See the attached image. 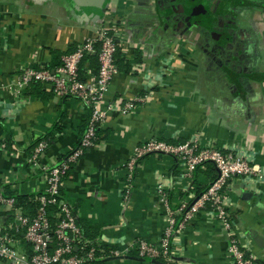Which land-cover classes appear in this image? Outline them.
I'll return each mask as SVG.
<instances>
[{"label":"crops","instance_id":"obj_1","mask_svg":"<svg viewBox=\"0 0 264 264\" xmlns=\"http://www.w3.org/2000/svg\"><path fill=\"white\" fill-rule=\"evenodd\" d=\"M80 1L0 0V141L9 133L14 140L12 149H0V184L18 194L44 193L42 167L75 148L88 115L74 96L53 92L43 99L27 93L18 85L21 70L58 67L73 46L95 39L104 23L116 22L122 54L132 67L114 76L106 100L115 105L100 125L106 137L76 162L63 181L62 198L80 220L99 227L96 244L126 256H108L103 264H158L135 245L141 238L153 243L161 238L168 216L160 191L177 208L194 201L217 171L204 164L191 175L175 156L153 153L140 159L129 181L133 148L161 138L232 150L262 169L260 177L230 179L225 207L241 246L264 263V0H240L233 11L217 5L218 14L234 17L226 32L173 22L171 0H109L104 12V0L97 8ZM127 101L134 107L123 113ZM51 130L54 141L37 164L29 163L31 146ZM15 219L14 207L0 204V234ZM228 244L210 208L175 236L172 251L180 264H233ZM0 264L20 263L0 259Z\"/></svg>","mask_w":264,"mask_h":264},{"label":"built area","instance_id":"obj_2","mask_svg":"<svg viewBox=\"0 0 264 264\" xmlns=\"http://www.w3.org/2000/svg\"><path fill=\"white\" fill-rule=\"evenodd\" d=\"M116 22L104 23L95 39H88L79 43L76 50L64 54L62 64L52 69L49 67H24L21 70L18 85L28 87L33 81H40L50 85L54 94L59 97L74 96L92 109L89 126L81 139L80 146L74 148L65 161L44 165L42 170L46 177L47 189L39 197L40 207L35 217L23 215L19 208L14 207L15 198L6 197L0 193V204L10 205L15 209L16 222L10 226L14 233L0 234V259L15 261L20 264H86L88 260L96 259V247L93 241L87 239L78 221V215L71 205L62 198L60 185L71 163H76L84 154L85 149L96 146V130L104 121L107 112L115 103L106 100L114 76L119 72L115 54L119 39ZM98 45V50L96 46ZM98 52L100 63L96 75L90 71L83 79L79 65L86 53ZM134 107L132 101H127L121 107L123 113H128ZM3 145L0 144V149ZM48 142L41 140L28 158L29 163L37 164ZM153 153H168L175 156L186 167L189 174L207 162H213L218 170L217 178L209 187L199 194L194 201L182 202L173 208L169 193L160 191V202L167 211V225L163 229L160 240L153 243L144 238L137 241L135 247L138 253L146 258L159 259L172 264H180L174 257L172 244L175 236L201 211L207 207L216 211L220 222L228 235V251L233 264H262L251 252L241 246L235 234L230 214L225 207V198L229 188V181L235 176H262V169L249 159L232 150H224L216 146H201L197 140L171 142L161 138H152L133 148L127 162L129 181L133 178L137 163L146 155ZM128 188L126 198L130 196ZM58 205L59 213L56 223H52L48 215V206ZM182 219L178 221L177 216ZM23 229V230H22ZM23 231L24 242L18 238V232ZM16 243L24 247L19 251ZM80 246L83 253H77ZM89 246V249H85ZM113 256H120V250L112 251Z\"/></svg>","mask_w":264,"mask_h":264},{"label":"trees","instance_id":"obj_3","mask_svg":"<svg viewBox=\"0 0 264 264\" xmlns=\"http://www.w3.org/2000/svg\"><path fill=\"white\" fill-rule=\"evenodd\" d=\"M78 44L79 43H77L75 46H73L71 48V50L67 53H71V52L75 51ZM96 50H98V45L96 46ZM115 59H116V63L118 65L119 70L122 68L125 69L126 71L131 70L132 65L126 59V57L123 56L122 48H121L119 43H118L117 52L115 54ZM59 64H61V62ZM52 67H54V66H52V65L49 66V68H52ZM99 68H100V63H99V58H98V52L95 51V52L86 53L85 56L83 57V59L81 60L80 65H79L80 75L83 79L87 76V73L89 71L92 74L96 75L99 71ZM27 93L35 94L38 97L43 98V99L50 98L53 95V91H50V92L46 91V89H44V87H43V83L40 81H33L32 83H30V85L27 87ZM63 98H67V96L63 97ZM87 110H88V115H87V118L80 125L81 136H80V139H79L77 145L75 146V148H78L80 146L81 139L84 136V134H85V132L89 126L92 109L90 106H87ZM65 116H66L65 113H63L62 118H64ZM58 127H59V124L55 125V128H58ZM96 135H97V139L95 142H96V145H98L106 137V136L102 137V132H101L100 126L96 130ZM54 137H55L54 131L51 130L46 135L41 136L31 146L30 149H32V148L35 149V147L38 145V143L41 140H46L48 142V147H49V145L54 141ZM178 142H183V141H178ZM0 144H2L4 148L6 147L7 149H12V145L14 144L13 136L9 133L5 140L0 141ZM88 149H90V148L85 149L84 154L86 153V151ZM31 152H32V150H31ZM70 153H68L67 155H65L61 159H59L58 163L65 161L66 158H68ZM75 164L76 163H71L70 168L68 169L67 173L63 176L62 181L66 180L69 177V175L71 174ZM206 164L210 165V168L212 171H217L216 175L212 176V181H214L218 176V170H217V168L213 162H207ZM208 187H209V185L203 189H200V191L198 192V195L201 194L202 192H204ZM63 189H64V187H63V182H62L60 185L61 195L63 193ZM0 193H2L6 197H14L15 198L14 207L19 208L22 211L23 215H25L29 218H33L36 216L38 209L40 207L39 197L42 195V193L18 194L15 191L11 190L9 185L2 186L1 184H0ZM210 208H211V206L207 207V209H210ZM58 213H59L58 205L48 206V215H49L53 224L56 223V221L58 220V218H57ZM177 218H178V221H180L182 219V216L178 215ZM78 221H79V224L81 226V229L83 231L84 236L87 239L93 241V243L96 247V257L97 258L94 260H88L86 262V264H103V262L105 261V259L108 256H113L112 251L115 250L116 248H107L105 246H102V245L99 246L98 244H96L95 239L99 235V227L94 223H90V222H87L84 220L78 219ZM22 230H20V232ZM5 232L14 233L16 231H15V229H4L2 233H5ZM20 232H18V235L21 236ZM89 248L90 247L87 246L85 249L87 250ZM75 251H77V253L81 254V253H83L84 250L81 249L80 246H78L77 250H75ZM157 260L165 262L167 264L169 263L162 258H159ZM260 263L264 264L261 261H260ZM169 264H172V263H169Z\"/></svg>","mask_w":264,"mask_h":264},{"label":"flooded vegetation","instance_id":"obj_4","mask_svg":"<svg viewBox=\"0 0 264 264\" xmlns=\"http://www.w3.org/2000/svg\"><path fill=\"white\" fill-rule=\"evenodd\" d=\"M200 0H177L178 3L182 2L184 4V11L180 8L174 10V15L171 17L173 22L177 21V24L181 25L186 23L187 25L197 24L211 31L222 30L226 32V29L231 28L233 25L234 17L230 13L218 14L215 9L217 5H225V9L233 11L235 9L234 3L237 4L240 0H216L215 3L212 0L207 2V0H201V4H198ZM171 5L173 2L171 0ZM190 7L191 9H188ZM237 8V7H236ZM212 12V13H211ZM190 16L189 19H187ZM182 22V23H181ZM209 24V26L207 25ZM235 24V23H234Z\"/></svg>","mask_w":264,"mask_h":264},{"label":"water","instance_id":"obj_5","mask_svg":"<svg viewBox=\"0 0 264 264\" xmlns=\"http://www.w3.org/2000/svg\"><path fill=\"white\" fill-rule=\"evenodd\" d=\"M172 2H173V5H172L173 10H177V8H180L181 10L184 11L185 7H184V4L182 2L178 3L177 0H172ZM80 4H81V6L82 5H87L88 6L89 5L92 8H97V7H99L100 0H81ZM108 4H109V0H104L102 2V4H100V6L102 5L103 12L107 10ZM189 18H190V16L187 19H189ZM238 187L241 189V192H242L243 189H244V184L243 183L239 184ZM246 194H248V193H246ZM76 250H77V247H76ZM124 257H126V256H124V255L113 256V257H108L106 260H113V259H116V258H124ZM154 262H156L158 264H167V263L159 261L157 259H154Z\"/></svg>","mask_w":264,"mask_h":264},{"label":"rangeland","instance_id":"obj_6","mask_svg":"<svg viewBox=\"0 0 264 264\" xmlns=\"http://www.w3.org/2000/svg\"><path fill=\"white\" fill-rule=\"evenodd\" d=\"M19 250V249H18ZM19 251H21V250H19Z\"/></svg>","mask_w":264,"mask_h":264}]
</instances>
